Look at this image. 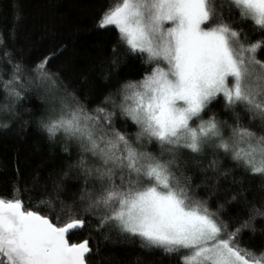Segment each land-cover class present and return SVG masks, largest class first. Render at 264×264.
Returning <instances> with one entry per match:
<instances>
[{"label": "snow or ice", "instance_id": "1", "mask_svg": "<svg viewBox=\"0 0 264 264\" xmlns=\"http://www.w3.org/2000/svg\"><path fill=\"white\" fill-rule=\"evenodd\" d=\"M228 5L226 16L225 4L215 0H119L105 10L98 27L115 28L131 53L146 55L145 62L156 66L139 82L123 86L119 104L108 98L113 111L98 107L92 114L67 97L58 114L43 124L50 138L62 134L79 147L83 155L77 167L100 184L98 194H88L83 211H103L100 227L112 224L144 248L187 252L181 264H264V253L255 258L236 244L241 229L227 232V225L192 199L187 178L176 174L182 149L200 153L209 147L264 177V135L244 127L235 111L243 106L264 126V62L256 59L264 44L245 45L242 32L229 22L235 9L240 21L264 31V0H228ZM49 59L34 71L39 82L56 88L46 70ZM21 71L15 65L13 78L0 85L16 100L22 97L12 85ZM220 98L232 110L231 125L215 114L203 118ZM117 115L138 128L135 144L114 127ZM149 144L158 146L160 154L143 150ZM85 156L99 167H88ZM41 205L57 220L72 218L53 223L49 215L26 210L19 198L0 197V264H87L89 241L68 239L85 227L79 207L61 201L51 208L49 200ZM248 227V222L241 226Z\"/></svg>", "mask_w": 264, "mask_h": 264}, {"label": "trees", "instance_id": "2", "mask_svg": "<svg viewBox=\"0 0 264 264\" xmlns=\"http://www.w3.org/2000/svg\"><path fill=\"white\" fill-rule=\"evenodd\" d=\"M118 2L0 0V85L13 78L15 65L22 69L20 79L12 85L22 98L16 100L0 91V105L9 106L8 110L0 109V125H7L0 127V197L19 198L26 210L49 215L58 224L72 217L57 220L41 201H51V208H57L61 201L77 205L86 224L68 239L70 243L89 241L92 252L86 257L87 264H181L187 252L170 254L144 248L138 238L126 237L112 224L100 227L103 211L84 212L88 194H98L100 184L77 167L83 155L79 147L62 134L50 138L43 127L58 114L67 97H73L92 114L98 107L113 111L108 98L119 104L123 86L139 82L152 70L154 64L145 62L146 55L131 53L115 28L98 27L105 10ZM221 2L227 16L228 0H215L218 5ZM232 12L229 22L242 32L241 42L264 44V31L250 21H240L235 9ZM45 58H50L46 70L56 79V88L37 80L34 70ZM256 59L264 62V47ZM235 111L240 113L244 127L264 135L259 118L251 119L241 105ZM212 114L230 125L234 123L232 110L225 109L222 98L203 118ZM114 127L132 137L135 144L138 128L130 121L117 115ZM143 150L160 154L154 144ZM164 158L169 157L165 154ZM85 159L88 167H99L94 158ZM176 163L180 169L176 174L187 178L192 199L227 225V232L241 229L236 244L259 258L264 253V177L253 176L229 154L209 147L200 153L182 149ZM245 222L250 227L241 228Z\"/></svg>", "mask_w": 264, "mask_h": 264}, {"label": "rangeland", "instance_id": "3", "mask_svg": "<svg viewBox=\"0 0 264 264\" xmlns=\"http://www.w3.org/2000/svg\"><path fill=\"white\" fill-rule=\"evenodd\" d=\"M155 66H156V65L154 64L153 68H154ZM161 66L163 67L164 65H161ZM151 71H152V70H151ZM151 71H150V72H151ZM150 72H149V73H150Z\"/></svg>", "mask_w": 264, "mask_h": 264}, {"label": "water", "instance_id": "4", "mask_svg": "<svg viewBox=\"0 0 264 264\" xmlns=\"http://www.w3.org/2000/svg\"><path fill=\"white\" fill-rule=\"evenodd\" d=\"M79 230H80V229H79ZM76 231H78V230H76ZM76 231H74V232H76ZM72 233H73V232H72ZM70 234H71V233H70ZM70 234H69V235H70ZM78 243H79V242H78Z\"/></svg>", "mask_w": 264, "mask_h": 264}]
</instances>
